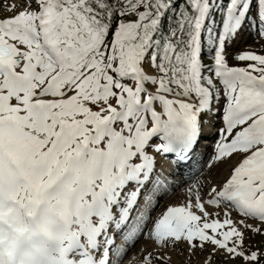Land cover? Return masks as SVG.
I'll return each instance as SVG.
<instances>
[{
	"label": "snow or ice",
	"instance_id": "snow-or-ice-1",
	"mask_svg": "<svg viewBox=\"0 0 264 264\" xmlns=\"http://www.w3.org/2000/svg\"><path fill=\"white\" fill-rule=\"evenodd\" d=\"M3 8L0 264H264V0Z\"/></svg>",
	"mask_w": 264,
	"mask_h": 264
},
{
	"label": "rangeland",
	"instance_id": "rangeland-1",
	"mask_svg": "<svg viewBox=\"0 0 264 264\" xmlns=\"http://www.w3.org/2000/svg\"><path fill=\"white\" fill-rule=\"evenodd\" d=\"M5 9L3 8V0H0V15L4 14ZM245 45L243 42L240 43L239 47L243 48ZM178 192L173 193L171 196H169L166 200L167 202H173L176 200V198H174V196H177Z\"/></svg>",
	"mask_w": 264,
	"mask_h": 264
},
{
	"label": "bare ground",
	"instance_id": "bare-ground-1",
	"mask_svg": "<svg viewBox=\"0 0 264 264\" xmlns=\"http://www.w3.org/2000/svg\"><path fill=\"white\" fill-rule=\"evenodd\" d=\"M178 196V195H177ZM177 196H174V198L177 199ZM171 202V201H170ZM162 203H167V200L162 201Z\"/></svg>",
	"mask_w": 264,
	"mask_h": 264
}]
</instances>
